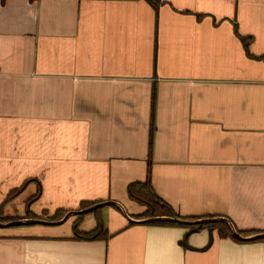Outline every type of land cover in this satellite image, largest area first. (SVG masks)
<instances>
[{"label":"crops","instance_id":"obj_1","mask_svg":"<svg viewBox=\"0 0 264 264\" xmlns=\"http://www.w3.org/2000/svg\"><path fill=\"white\" fill-rule=\"evenodd\" d=\"M261 58L264 0H0V209L22 189L4 216L116 202L141 221L128 187L149 179L182 217L264 233ZM119 210L80 224L102 240L76 217L0 228V264H264V241L192 251L190 228Z\"/></svg>","mask_w":264,"mask_h":264},{"label":"trees","instance_id":"obj_2","mask_svg":"<svg viewBox=\"0 0 264 264\" xmlns=\"http://www.w3.org/2000/svg\"><path fill=\"white\" fill-rule=\"evenodd\" d=\"M151 1V0H149ZM155 8L158 7V4L154 5ZM246 51L249 56H252L249 52V41L247 42L246 39H243ZM264 59V58H261ZM22 189L15 191L11 193L6 201L3 203L1 206V213H0V222L7 223L10 221H14L15 219L5 217L3 214L4 207L6 204H8L12 198L19 192H21ZM128 193L129 196L131 197L132 200L136 201L140 205L145 207V211L141 213L140 215L137 216L139 219H148V218H179L183 220H197V218H185L179 215L174 211V209L167 204L165 201H163L155 192L152 182L148 179L145 182H136V183H131L128 187ZM38 196V195H37ZM32 202V201H30ZM102 202H83L81 203L79 210H84L87 208H90L96 204H99ZM115 209L119 210V208L113 206ZM102 208L97 209L93 211L90 214H94L95 216H98V213L101 211ZM120 211V210H119ZM67 211L64 210H59L56 211L53 215H49L48 212L44 211L40 216L35 215L31 213L29 210L26 213V218L29 219H43L46 221H58L62 219ZM80 215V216H75L76 221L74 222V239H85V240H98V239H107L110 237L107 229H105V226L103 224L102 219L98 218V224L97 227L89 232H84L79 230V226L82 223L83 219L85 216L90 215ZM72 218V217H71ZM133 224V223H130ZM150 225H156V226H183V227H188L190 229L198 228V226H184L182 224L178 223H173L169 221H155L149 223ZM212 229L216 230L218 232V235L220 238L226 239V238H231L237 242H240L232 233L231 228L229 225L223 221H215V222H209V223H204L202 224L200 229ZM199 229V230H200ZM258 241H264V238L258 239Z\"/></svg>","mask_w":264,"mask_h":264},{"label":"water","instance_id":"obj_3","mask_svg":"<svg viewBox=\"0 0 264 264\" xmlns=\"http://www.w3.org/2000/svg\"><path fill=\"white\" fill-rule=\"evenodd\" d=\"M116 206L119 207L122 211V213L124 214L125 217H127L132 223H145V224H149L151 222H155V221H169V222H173V223H178V224H182V225H186V226H198V228H194L191 229V231L187 234L186 238H185V246L187 247V249L192 250V251H200V252H205L207 250H209L211 248V246L213 245L214 242V235H213V230L209 229V241L207 243V245L201 249L192 247L191 245H189L188 243V236H190L193 233H196L202 226V224L204 223H209V222H215V221H223L225 223H227L229 225V227L232 230V233L234 234V236L239 239L240 241H252V240H258V239H262L264 238V233L255 235L253 237H243L235 228L234 224L229 221L226 218H213V219H201V220H183V219H179V218H148V219H143L141 221H135L133 220L128 213L125 211V209L118 203L116 202H105V203H99L96 204L90 208L84 209V210H78V211H69L65 214V216L58 220V221H46L43 219H21V220H14V221H10L7 223H3L0 222V228H11V227H15V226H25V225H43V226H60L63 225L65 222H67L71 217H75V216H80V215H86V214H90L93 211L103 208L105 206Z\"/></svg>","mask_w":264,"mask_h":264},{"label":"rangeland","instance_id":"obj_4","mask_svg":"<svg viewBox=\"0 0 264 264\" xmlns=\"http://www.w3.org/2000/svg\"><path fill=\"white\" fill-rule=\"evenodd\" d=\"M72 219V218H71Z\"/></svg>","mask_w":264,"mask_h":264}]
</instances>
